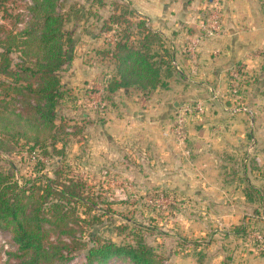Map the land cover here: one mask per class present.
Masks as SVG:
<instances>
[{
    "label": "rangeland",
    "instance_id": "374dc122",
    "mask_svg": "<svg viewBox=\"0 0 264 264\" xmlns=\"http://www.w3.org/2000/svg\"><path fill=\"white\" fill-rule=\"evenodd\" d=\"M84 1L60 0L59 4L60 10L68 15L65 29L74 45L86 28L93 29L98 34L103 32L105 22L96 17L100 16L98 8L106 0H93L91 3ZM108 1L114 6V10L117 6L133 10L128 0ZM32 7V0H0L1 40L27 27L32 18ZM79 7L84 12L80 15V20H76L72 17L73 11ZM128 18L134 24L139 20L136 14H129ZM78 22L84 23L77 26ZM113 27L114 30L105 32L108 34L107 44L114 41L115 34L119 32L122 34L127 31L135 35V38L139 35L135 25L131 29H128L127 23ZM12 56L14 61H20L19 54L14 53ZM90 60L92 62L89 63H93V66L104 60L110 62L109 66L112 63V68L115 67L110 56L102 53L98 57L94 55ZM64 70L65 67L62 72ZM242 74L246 75L243 71ZM104 76L100 75V81L97 78L86 82L89 83L88 87H83L82 90L76 91L64 84V98L57 107L56 123L60 129L65 125V130L58 129L50 133L54 138L46 143L47 153L23 139L12 144V150L0 151V169L12 173L22 181L36 174L53 176L55 168H58L57 161H61L59 168H62L68 179L72 177L81 182L80 189L83 188L89 202L78 207V212L85 221L80 226H84L89 232L95 230L102 238L117 243H128L136 235H141L157 248L168 264H264V260H256L254 256L264 257V193H256V189L248 183L244 171L247 154H242L237 159V156L226 153L225 162L223 161L226 176L223 178L229 184L224 182L228 186L216 187L201 181L191 184L193 177L188 170L203 179L205 175L201 172L202 169L194 166L196 162L193 153L188 154L185 160L173 155L178 161L172 156L170 160L161 162L170 165V171H158L156 130L136 133L128 143L105 142L98 136L96 138L95 135L102 132L108 123L105 108L109 109L115 102H111V95H104L100 89ZM231 77L234 78L233 75ZM239 84L236 91L234 85L229 88V93L237 100H241L246 89L243 86L246 83ZM152 92L132 90L130 95L139 99L146 107ZM104 102L108 103L104 105ZM235 103L233 113L245 111L242 108L245 105ZM16 111L23 112L19 104ZM191 117L192 115L188 120ZM173 120L174 114L172 122ZM42 137L46 135L43 134ZM96 139L98 142H95ZM174 139L176 143L185 145L191 141L188 130L184 142L175 135ZM38 159L41 161L38 162ZM160 172L162 176L165 173L166 176L174 174L177 177L167 181V184L158 185L156 180ZM186 175L189 178L187 184L184 179ZM236 178L241 185L235 182L232 184ZM214 191L219 193L218 198L209 199L215 198ZM255 194L258 198H254ZM19 255L18 245L11 231L0 228V264H20ZM85 255V249L76 251L71 260L62 264H88ZM108 264L133 263L129 259L114 258Z\"/></svg>",
    "mask_w": 264,
    "mask_h": 264
},
{
    "label": "crops",
    "instance_id": "0c3cea01",
    "mask_svg": "<svg viewBox=\"0 0 264 264\" xmlns=\"http://www.w3.org/2000/svg\"><path fill=\"white\" fill-rule=\"evenodd\" d=\"M92 1L88 0L89 3ZM214 1L220 3L222 29L213 36L203 38L197 47L196 57H192L186 52V48L191 40L201 34V19ZM128 2L136 15L146 19L149 27L164 34L172 48L176 71L166 80V86H159L153 90L146 107L139 99L130 95L132 89L121 88L114 93L106 92L104 83L109 77L108 73L113 69V64L109 66L110 62L102 60L93 66V63L89 62H92L91 57L94 55L98 57L106 45L112 44L113 41L107 44L108 34L104 32L98 34L93 29H84L76 45L73 43L70 46L72 59L62 73L64 84L75 88L76 91L88 87L89 83L86 82L95 81L97 78L100 81V75L102 77L105 75L100 89L104 95H111V102H115L109 109L105 108L107 126L95 137L98 136L105 142L128 143L136 133L156 130L158 171L160 169L170 171L171 166L161 162L170 160L173 155L185 160L188 154L193 153L196 162L194 166H197L196 169H202L201 172L205 175L203 179L202 176L191 174L188 170L189 175L193 177L191 184L201 181L216 187L229 184L223 178L226 176L223 166L226 153L237 156V159L246 153L244 171L248 183L256 189V193H264V1L128 0ZM113 8L110 1L103 2L98 8L100 16L96 17L97 20L104 23L114 12ZM82 23L84 22H78L77 26ZM242 71L246 75L242 74ZM235 72L240 74L239 82L246 83L242 84L247 90H244V96L239 95L242 96L241 100L240 98L237 100L229 93V88L233 85L231 76ZM193 100L203 103L204 112L196 113L188 120L187 130L191 141L189 139L190 142L186 145L176 143L171 130L172 116L185 103ZM235 102L245 105L248 110L233 113ZM107 103L104 102V105ZM95 142H98L97 139ZM185 170L187 172V164ZM158 175L156 180L158 185L167 184V181L170 182L177 177L174 174L166 176L165 173L162 176L161 172ZM184 179L187 184L188 176L186 175ZM234 182L240 184L238 178L233 180L232 184ZM213 193L215 198L209 199L218 198L219 193L217 191ZM254 256L256 260H264V257L257 258L256 254Z\"/></svg>",
    "mask_w": 264,
    "mask_h": 264
},
{
    "label": "trees",
    "instance_id": "16d2710c",
    "mask_svg": "<svg viewBox=\"0 0 264 264\" xmlns=\"http://www.w3.org/2000/svg\"><path fill=\"white\" fill-rule=\"evenodd\" d=\"M32 1L27 27L0 39V151L5 152L23 139L47 153L46 143L54 138L50 133L60 129L56 113L64 98L61 72L72 59L73 39L65 29L68 15L60 10V0ZM83 12L76 8L72 17L80 20ZM129 14L136 12L117 6L102 27L105 33L114 30V25L127 23L128 29L135 25L139 34L135 38L127 31L116 33L113 43L102 51L115 66L104 83L109 93L121 88L148 93L166 86L176 71L164 34L149 27L143 17L138 16L134 24ZM14 53L20 61H14ZM18 104L23 112L16 111ZM57 165L53 176L36 174L22 181L0 169V228L13 234L20 264H62L82 249L88 264H108L114 258L129 259L133 264H168L141 235L117 243L80 226L85 221L78 207L89 202L81 182L65 176L59 168L61 161Z\"/></svg>",
    "mask_w": 264,
    "mask_h": 264
},
{
    "label": "built area",
    "instance_id": "2783aa9c",
    "mask_svg": "<svg viewBox=\"0 0 264 264\" xmlns=\"http://www.w3.org/2000/svg\"><path fill=\"white\" fill-rule=\"evenodd\" d=\"M220 3L218 1L211 2L209 9L205 12V16L201 19V34L195 39L191 40L186 48V52L190 54L192 57H196L197 47L200 41L205 37L213 36L220 32L221 23H220ZM235 74V75H234ZM233 74V85L234 90L236 91V87H239V78L240 74L235 72ZM234 79L236 81H234ZM201 101H193L185 103L182 107L174 115V120L172 122V132L173 134L180 140L184 142L187 138V122L188 117L190 115H194L196 113L204 112V105ZM245 111L248 110L246 107H242ZM241 108H236L239 110Z\"/></svg>",
    "mask_w": 264,
    "mask_h": 264
}]
</instances>
